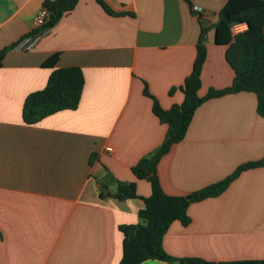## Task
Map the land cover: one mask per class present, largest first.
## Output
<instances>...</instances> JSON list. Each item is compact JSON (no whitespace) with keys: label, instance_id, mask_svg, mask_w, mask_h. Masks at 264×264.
I'll use <instances>...</instances> for the list:
<instances>
[{"label":"crops","instance_id":"crops-1","mask_svg":"<svg viewBox=\"0 0 264 264\" xmlns=\"http://www.w3.org/2000/svg\"><path fill=\"white\" fill-rule=\"evenodd\" d=\"M104 1L116 15L96 0H80L26 51L17 47L41 33L33 22L45 0H0V51L7 50L0 67V264H120L119 228L142 222L146 204L108 193L122 181L136 183L141 197L152 194L132 169L169 131L146 87L166 110L183 104L182 90L170 91L192 73L203 26L209 29L200 95L233 83L228 47L216 42L214 28L228 0H191L192 9L185 0ZM57 53L56 68L84 73L81 104L28 125L25 101L46 87L53 69L43 64ZM257 98L241 92L198 108L186 138L158 164L167 194L189 195L264 157ZM188 214V226L176 221L164 237L170 256L263 260L264 167L243 171L224 193L192 203Z\"/></svg>","mask_w":264,"mask_h":264},{"label":"trees","instance_id":"trees-1","mask_svg":"<svg viewBox=\"0 0 264 264\" xmlns=\"http://www.w3.org/2000/svg\"><path fill=\"white\" fill-rule=\"evenodd\" d=\"M79 1L45 0L44 6L49 10L50 17L44 28L52 29L75 10ZM96 1L108 14L116 15L104 0ZM185 2L193 8L191 0ZM238 26H243L244 29L235 32ZM214 28L216 42L228 47L226 59L235 72L230 87L210 89L206 96L200 95L208 51L206 34L209 29L203 26L192 73L183 85L170 91L173 95L177 89H181L184 93L183 104L166 110L159 100L151 95L148 87L145 89V95L153 100L154 113L161 123L168 125L169 131L161 147L154 154L139 161L132 169L138 179L151 183L152 194L149 197H141L137 192L136 183L122 181H118L115 194L108 193L114 199H143L146 204L139 212L142 222L122 225L119 228L124 237L120 264H142L150 259L179 264H264V259L223 263L209 262L198 257L176 259L166 253L163 244L164 237L174 222H180L183 226L191 223L188 209L192 203L224 193L243 171L264 167V157L245 163L224 181L186 196L169 195L161 186L158 175L159 162L174 144L186 138L192 119L203 103L225 95L254 93L258 97V113L264 117V0H228L220 10ZM6 54L7 50L0 51V67L3 66ZM59 60L60 54L57 53L44 62V67L53 69L48 84L44 89L31 93L25 101L23 120L28 125L38 124L62 111H76L81 104L86 86L84 73L79 67L56 68ZM101 197H105V194L101 193Z\"/></svg>","mask_w":264,"mask_h":264},{"label":"built area","instance_id":"built-area-1","mask_svg":"<svg viewBox=\"0 0 264 264\" xmlns=\"http://www.w3.org/2000/svg\"><path fill=\"white\" fill-rule=\"evenodd\" d=\"M50 17V12L49 10L44 6L42 7L36 14L35 16V20L33 22V26L34 28H39L41 29V33L35 37V38H30L27 40V42L25 41L24 44H21L19 47H17L18 49H24L26 51H31L35 48V45H37V43L44 37L46 36L48 33H50L51 29L49 28H44L45 24L48 22ZM242 26H238L235 29V32H238V30L240 31ZM107 151L111 152L112 147H107Z\"/></svg>","mask_w":264,"mask_h":264},{"label":"rangeland","instance_id":"rangeland-1","mask_svg":"<svg viewBox=\"0 0 264 264\" xmlns=\"http://www.w3.org/2000/svg\"><path fill=\"white\" fill-rule=\"evenodd\" d=\"M32 51V50H31Z\"/></svg>","mask_w":264,"mask_h":264}]
</instances>
